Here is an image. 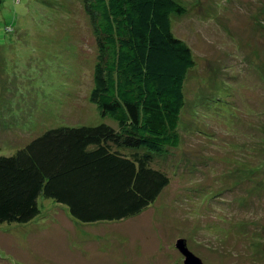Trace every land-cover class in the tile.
Segmentation results:
<instances>
[{
    "label": "rangeland",
    "instance_id": "1",
    "mask_svg": "<svg viewBox=\"0 0 264 264\" xmlns=\"http://www.w3.org/2000/svg\"><path fill=\"white\" fill-rule=\"evenodd\" d=\"M192 50L181 145L150 165L170 184L137 216L83 223L43 195L0 225V264H264V0H175ZM86 0H0V155L59 128L118 130L89 100L99 50ZM113 148H117L113 146ZM128 149L121 152L128 154Z\"/></svg>",
    "mask_w": 264,
    "mask_h": 264
},
{
    "label": "trees",
    "instance_id": "2",
    "mask_svg": "<svg viewBox=\"0 0 264 264\" xmlns=\"http://www.w3.org/2000/svg\"><path fill=\"white\" fill-rule=\"evenodd\" d=\"M86 7L99 50L89 100L118 130L52 129L16 154L0 155V225L36 219L42 195L79 222L121 221L142 213L170 184L137 151L162 155L181 145L184 87L196 62L174 35L171 15L186 10L175 0H86Z\"/></svg>",
    "mask_w": 264,
    "mask_h": 264
},
{
    "label": "water",
    "instance_id": "3",
    "mask_svg": "<svg viewBox=\"0 0 264 264\" xmlns=\"http://www.w3.org/2000/svg\"><path fill=\"white\" fill-rule=\"evenodd\" d=\"M176 249L184 257V264H205L198 256L190 251L186 239H179L176 243Z\"/></svg>",
    "mask_w": 264,
    "mask_h": 264
}]
</instances>
